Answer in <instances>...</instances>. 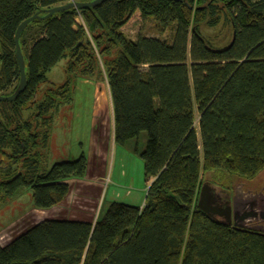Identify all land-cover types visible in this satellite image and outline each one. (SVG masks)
<instances>
[{
  "label": "trees",
  "instance_id": "1",
  "mask_svg": "<svg viewBox=\"0 0 264 264\" xmlns=\"http://www.w3.org/2000/svg\"><path fill=\"white\" fill-rule=\"evenodd\" d=\"M91 1L0 0V95L20 85L21 24ZM137 12L161 38L122 32ZM222 21L232 40L217 48L202 28ZM20 43L28 82L15 101L0 102V198L30 190L35 209L52 210L87 175L85 155L41 168L54 113L74 102L80 80L107 81L116 144L147 132L149 186L143 207L116 202L94 223H39L0 245V264H264V233L199 207L207 173L252 182L264 172V0H106L36 19ZM64 60L66 82L47 86Z\"/></svg>",
  "mask_w": 264,
  "mask_h": 264
},
{
  "label": "rangeland",
  "instance_id": "2",
  "mask_svg": "<svg viewBox=\"0 0 264 264\" xmlns=\"http://www.w3.org/2000/svg\"><path fill=\"white\" fill-rule=\"evenodd\" d=\"M122 32L133 41L141 36L161 38L155 22L143 20L139 12ZM202 33L217 48H223L232 40V27L226 21H222L216 28L203 27ZM29 34L33 37L37 30L32 29ZM31 44L32 40L29 42ZM67 62L64 60L48 74L47 86H59L66 82ZM100 82L102 83L99 85L95 82L88 85L80 83L74 102L62 105L54 113L49 147L44 151L45 157L41 159L42 170L48 171L56 163L76 161L85 155L88 159L87 175L72 179L69 197L52 210L35 209L30 190L14 200L0 198L1 246L9 245L44 221L94 223L112 203L144 206L149 183L141 155L147 148L148 134L143 132L125 145L116 144L110 88L106 80ZM46 88L44 86L43 89ZM28 116L27 113L26 117ZM217 174L207 173L203 186L208 184L213 187L218 196L222 195L224 189L231 191L229 194L232 195L234 188L240 183H245L247 191L248 188L256 191L258 186L264 185V172L252 182L229 177L224 173L220 177ZM215 218L222 220L218 216Z\"/></svg>",
  "mask_w": 264,
  "mask_h": 264
},
{
  "label": "water",
  "instance_id": "3",
  "mask_svg": "<svg viewBox=\"0 0 264 264\" xmlns=\"http://www.w3.org/2000/svg\"><path fill=\"white\" fill-rule=\"evenodd\" d=\"M106 0H94L91 2H71L66 5L57 6L44 12L45 17L36 14L34 17L26 20L18 28L15 36L16 56L21 71L20 85L16 92L11 96L0 95V102L15 101L27 87L26 60L21 47V36L26 28L34 20L42 18L48 19L56 13L76 8L82 10L85 8H97ZM217 195L213 187L205 184L200 193L199 207L202 211L212 217H220L229 225L240 230H252L264 233V191L245 190V183H240L234 188V194L228 195L229 202L226 207H221L217 202Z\"/></svg>",
  "mask_w": 264,
  "mask_h": 264
},
{
  "label": "flooded vegetation",
  "instance_id": "4",
  "mask_svg": "<svg viewBox=\"0 0 264 264\" xmlns=\"http://www.w3.org/2000/svg\"><path fill=\"white\" fill-rule=\"evenodd\" d=\"M249 190H252L250 188H248ZM256 191H264V185H260L258 186V188L255 189ZM226 193V194H225ZM229 193H231V191H228V190H223V193L222 195L218 196L217 197V202L218 204L221 206V207H226L228 205V202H229V197L228 195H230ZM233 194H234V191H233ZM232 194V196H233Z\"/></svg>",
  "mask_w": 264,
  "mask_h": 264
},
{
  "label": "crops",
  "instance_id": "5",
  "mask_svg": "<svg viewBox=\"0 0 264 264\" xmlns=\"http://www.w3.org/2000/svg\"><path fill=\"white\" fill-rule=\"evenodd\" d=\"M98 83V85L100 84V83H102V82H100V81H94V80H80L79 82H78V85H77V89H78V86H79V84L80 83H85L86 85H88V84H92V83ZM107 82V81H106ZM111 94V93H110ZM113 124H114V114H113Z\"/></svg>",
  "mask_w": 264,
  "mask_h": 264
}]
</instances>
